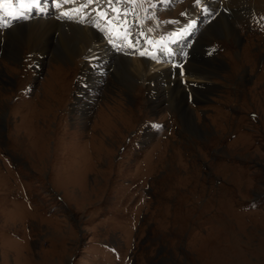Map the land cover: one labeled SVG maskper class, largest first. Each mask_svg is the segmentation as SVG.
I'll return each mask as SVG.
<instances>
[{
  "label": "rangeland",
  "instance_id": "374dc122",
  "mask_svg": "<svg viewBox=\"0 0 264 264\" xmlns=\"http://www.w3.org/2000/svg\"><path fill=\"white\" fill-rule=\"evenodd\" d=\"M75 1L100 37L130 22L137 59L146 34L181 52L197 40L194 57L214 50L210 66H185L217 85L194 89L196 107L161 79L129 95L118 65L81 54L39 67L32 42L15 38L25 22L0 34V264H264V0L213 13L209 0ZM60 27L49 50L65 35L79 44L77 25Z\"/></svg>",
  "mask_w": 264,
  "mask_h": 264
},
{
  "label": "bare ground",
  "instance_id": "6f19581e",
  "mask_svg": "<svg viewBox=\"0 0 264 264\" xmlns=\"http://www.w3.org/2000/svg\"><path fill=\"white\" fill-rule=\"evenodd\" d=\"M209 1H210V3L208 4L209 7H205V8L210 13H213L214 7H216L217 9H220L221 5L222 6H228V5H239V6H241L244 2H246L245 0H226V1L225 0H216L217 3L220 1L219 4H217V6H216L215 0H209ZM63 2H64L62 5L63 8H59L58 13H61L64 16L71 14V18H76L78 13L75 12L74 9H72V8H74L73 5H74V3H76V1L75 0H63ZM55 3L59 4V3H61V0H55ZM65 6H67V7H65ZM244 6H247V5H244ZM196 11H195V13H197ZM43 13H45V12H43ZM47 13L48 12H46L45 15L44 14L38 15V10H37V12L33 15L34 17H33L32 21H30L29 23H23V24H25V27H26L25 29L23 28L24 27V25H23V26H19L15 30V33H16L15 38L17 39L18 42H21V41L29 42V43L32 42L30 45L33 48V52H34L33 54L35 56L37 65L39 67H42L45 64L46 60L51 55H52V59H55L56 62H60L61 64H63L65 62H69L70 60H72L77 55L87 54L88 58L93 59L92 63L94 62V63H96L95 65H98V69H105L107 67V65L104 66V64H106L107 62H110L109 65L110 64H114L115 66L118 65L119 68H121V70L123 69V71L121 72V70H120L119 74H118V78H120V80H119L120 83L118 85L123 84L124 87H126V89L128 90L129 95L132 93L131 91H133V87H131L132 83L134 81L139 80V79L140 80L144 79L145 81L147 80L149 82V84H147V87L149 89H154L157 91L155 86H157L158 80H160V79H161L162 85L164 84V82H166V84L169 85L168 87L171 89L172 84H175L177 82H179L178 84H181V79H180V78H182L181 76L188 77V78L192 77L190 75L187 76L188 72L185 74H182V73H184V71H180L181 69H179V68L176 69V67H173L172 63L171 64H168V63L163 64L162 63L163 65L162 64L160 65L159 62L163 58L160 48L158 50L154 49L147 56V58L144 60H141L140 58L137 59L138 55L136 54V52H131V50H129V52L124 53V56L127 57L126 58L127 61H125L124 62L125 64H123L122 60L124 57L118 56V54L123 52V51H121L120 49L117 48L118 43L120 44L121 48L123 46H125L124 43L122 42V37L118 36V39H115V37H117V36L111 35V36H109V38L111 37V40L109 38H107V42H105V40L102 39V37H100L97 33L92 31L93 27L88 22L89 21L88 19L85 21H81L83 19V17L79 16L80 24H76V19H74V22L63 20V19H61V17H59L58 19L55 20L53 16H50ZM94 15L95 14H93V16ZM96 15H97V13H96ZM56 17H58L57 14L55 15V18ZM133 18H135V16H133ZM64 22L72 23V24L78 26L76 28L80 29L79 30L80 31V39L79 40L77 39L79 44L69 43L70 41L68 40L67 35L62 36V37L59 36L60 40L58 38V41H59L60 45L63 46V47H61L62 49H57L55 47V48H53V50H49V47H52L51 42H53V34L55 33V31H57L56 35L59 34V32H60L59 28L61 29L60 26ZM214 23H217V21ZM212 26H214V25H212ZM219 26L221 27L222 32H225L226 31L225 29L228 28V31H229L228 36L237 37L238 42L240 41V36L238 34V31L236 30L235 26L232 25L230 22L222 21V23ZM27 28H28V30H27ZM96 28H97V26H96ZM210 28H211L210 29L211 32L212 31L215 32V30H216V32H218V31L221 32L219 29L214 30L213 27H210ZM104 29L106 32H108V33L110 32L109 27H106ZM113 29H114V27L112 26V30ZM7 31H9V30H7ZM5 32H6L5 30L4 31L0 30L1 35H3ZM74 33H76V32H74ZM69 34L71 35V33H69ZM1 35H0V50H4L7 46H4V41H3L4 39ZM9 45H10V43H9ZM110 48L114 49L118 54L115 53L114 56L112 57L110 55V51H111ZM95 56H97V57H95ZM167 58L172 59L174 57L173 56L171 57V55H169ZM174 60H178V58H174ZM87 62L88 61H86V63H85L84 70L87 72V75H92L94 73L91 70V68L88 66ZM210 63L208 64L209 66H210ZM187 66L188 65H186L185 67H187ZM185 67H184V69H185ZM158 68H160V70L162 69L163 72H159L160 70H156ZM170 69H172V70H170ZM188 69H190V68H188ZM209 72H211V71H209ZM176 74L180 75V78H178L180 81L176 80L174 82V81H172V77ZM213 75H214V73H213ZM182 79H186V80L191 81V78L190 79L182 78ZM144 80H142V81H144ZM198 80L199 79L197 77H195L193 81H198ZM186 86H189L187 81H186ZM167 90H168L167 92H169V94H167V93L166 94L171 96V94L173 93L174 90H178L177 93L179 94L184 89L180 85H176L171 90V92L169 91V89H167ZM129 95H128V97H129ZM175 104L177 107V112H179L180 114L184 113L186 115V114H189L192 112L191 108L186 104L185 98L178 100V102L175 101Z\"/></svg>",
  "mask_w": 264,
  "mask_h": 264
},
{
  "label": "snow or ice",
  "instance_id": "6c2138e0",
  "mask_svg": "<svg viewBox=\"0 0 264 264\" xmlns=\"http://www.w3.org/2000/svg\"><path fill=\"white\" fill-rule=\"evenodd\" d=\"M39 0H27V2H24V0H18V6L20 9L26 8V7H30L33 4H38ZM3 0H0V8H3ZM9 7H11V5H9ZM5 14L6 15H14L15 12L14 11H9V10H5ZM22 14V13H21Z\"/></svg>",
  "mask_w": 264,
  "mask_h": 264
},
{
  "label": "water",
  "instance_id": "95a60500",
  "mask_svg": "<svg viewBox=\"0 0 264 264\" xmlns=\"http://www.w3.org/2000/svg\"><path fill=\"white\" fill-rule=\"evenodd\" d=\"M195 85V84H194ZM185 96H186V99L188 100L189 96L187 95V93L185 92Z\"/></svg>",
  "mask_w": 264,
  "mask_h": 264
}]
</instances>
